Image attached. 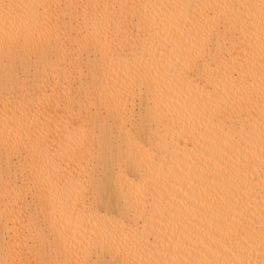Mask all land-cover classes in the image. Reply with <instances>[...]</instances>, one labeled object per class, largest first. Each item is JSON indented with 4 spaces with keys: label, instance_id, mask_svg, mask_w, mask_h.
I'll return each mask as SVG.
<instances>
[{
    "label": "bare ground",
    "instance_id": "1",
    "mask_svg": "<svg viewBox=\"0 0 264 264\" xmlns=\"http://www.w3.org/2000/svg\"><path fill=\"white\" fill-rule=\"evenodd\" d=\"M0 264H264V0H0Z\"/></svg>",
    "mask_w": 264,
    "mask_h": 264
}]
</instances>
